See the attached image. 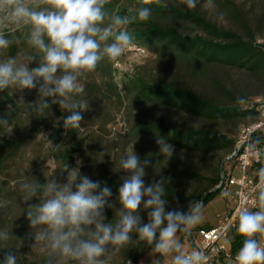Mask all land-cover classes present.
<instances>
[{
    "label": "rangeland",
    "instance_id": "rangeland-1",
    "mask_svg": "<svg viewBox=\"0 0 264 264\" xmlns=\"http://www.w3.org/2000/svg\"><path fill=\"white\" fill-rule=\"evenodd\" d=\"M205 3L206 0H200L196 8L189 9L181 0H153L149 5L152 10L150 18L133 22L129 25V31L134 34L143 30L148 23H155L189 37L205 38V33L194 23L176 17V13L197 14L220 30L264 46V0H213V8H205ZM139 6V0H109L106 9L119 15H135ZM15 35L20 37L21 32L15 30ZM138 43L144 54L130 48L116 61L102 60L94 72L81 77L83 92L75 98L86 101L89 107L83 112L82 129H78L79 137L84 141L81 151L74 156V167L63 165L60 159L67 141L66 135L62 133L53 137L51 131L52 128L61 127L63 117L70 113L58 104H51L43 113H33L29 104H39L43 100L39 97L38 88L21 91L12 87L0 92V116H6L9 128H12L8 133L0 127V231H9L12 235L7 242H0V259L8 251L18 256L17 264H47L50 259L44 245L32 248L35 238L25 210L39 201L33 198L25 202L21 190L24 182L36 180L44 184L55 179L64 184L68 182L70 171H79L73 191L75 183L85 175L93 181H100L102 187L107 185L112 190L110 200L114 206L105 208V222L115 223V213L120 208L118 189L128 175L121 168V161L128 152L134 151L141 161L146 158L151 160L142 178L145 186L162 181L165 191L172 190L187 197L188 202L184 204L165 198L166 212L173 209L186 211V206L195 201L208 185L206 181L187 179L176 170L188 168L205 179L213 180L220 176L222 169L233 166L227 159L234 146L208 154L185 152L174 147L172 157L167 160L156 143L157 138L164 136L154 130L152 124L165 120L182 128L211 131L218 137L236 142L240 129L251 123L253 117L209 121L174 109L153 106L141 99L138 79L148 84L188 89L221 107L247 110L254 100L264 98V72L251 73L184 57L162 42ZM12 45L15 50L11 48ZM12 45L0 55V60L14 56L20 62L28 63L27 56L33 54L34 50L23 39L21 43ZM37 64L38 56L36 61L29 64V68ZM238 98H243L245 103H238ZM233 176L239 178V173L234 171ZM235 191L234 186L227 191L221 190L205 205L204 220L193 230L190 240L198 227L216 225L223 213L232 208ZM149 211L151 209H143L142 203V223L148 222ZM178 236L181 238V234ZM188 240H182L186 249L189 247ZM132 246L129 244L103 259L106 264H133L131 258L127 259ZM153 259H160V264H171L170 257H153L151 253L141 257L136 264H152Z\"/></svg>",
    "mask_w": 264,
    "mask_h": 264
},
{
    "label": "clouds",
    "instance_id": "clouds-1",
    "mask_svg": "<svg viewBox=\"0 0 264 264\" xmlns=\"http://www.w3.org/2000/svg\"><path fill=\"white\" fill-rule=\"evenodd\" d=\"M152 2L139 0L135 15H119L106 9L109 0H0V55L21 39L34 50L27 56L28 63L14 56L0 60V92L12 87L21 91L38 88L43 100L29 104L33 113H43L51 104H58L70 113L63 117V128L82 129L83 112L89 104L75 98L83 92L81 77L94 72L102 60L116 61L134 46L129 25L147 21ZM181 2L194 9L200 0ZM204 7L213 8V0H206ZM9 28L13 31H6ZM15 30L21 32L20 37ZM37 56V66L29 68ZM237 102L245 103L243 98ZM0 127L11 132L6 116H0ZM156 143L163 157H172L174 146L166 138L159 137ZM258 144L259 138L250 141L247 151L256 153ZM151 163L148 158L141 161L134 151L123 157L121 168L128 175L118 189L120 208L115 223H106L104 214L106 207L114 206L112 190L85 175L73 191L79 171H70L64 184L55 179L44 184L35 179L22 183L25 202L33 198L39 201L25 210L35 238L32 248L46 247L50 258L47 264H106L104 257L129 244L147 245L153 257H170L171 264H209L210 256L203 248L188 250L178 236L182 234L183 240H188L203 222L204 202L192 201L187 211L166 212L163 182L145 186L142 179ZM257 175L258 182L252 189L256 210L243 205L236 209L235 233L242 237V246L235 264H264V166ZM142 203L143 209H151L147 223L141 221ZM11 236L9 231H0V242H7ZM17 257L8 251L0 264H17ZM152 264H160V259H153Z\"/></svg>",
    "mask_w": 264,
    "mask_h": 264
},
{
    "label": "trees",
    "instance_id": "trees-1",
    "mask_svg": "<svg viewBox=\"0 0 264 264\" xmlns=\"http://www.w3.org/2000/svg\"><path fill=\"white\" fill-rule=\"evenodd\" d=\"M176 17L194 23L205 33L206 37H189L173 28L148 23L143 30L134 32V43L139 45V41L162 42L184 57L246 70L251 73L264 72V46L256 45L251 40H243L235 33L220 30L216 26L207 23L197 14L176 13ZM11 48L15 50L13 45ZM217 86L222 90L219 85ZM138 90L141 99L148 104L174 109L199 119L219 121L245 117L254 118L255 116L253 110L221 107L213 100L205 99L193 91L171 85L148 84L138 79ZM152 127L157 132L162 133L171 145L185 152L208 154L214 150L235 145L234 141L218 137L211 131L190 127L182 128L165 120H159L157 123L152 124ZM51 131L53 137H57L62 133L65 134L68 130L63 128L62 123L61 127L52 128ZM65 135L67 141L64 150L60 154V159L63 165L74 167V156L81 151L84 139L79 137L78 129H72ZM176 172L187 179L208 183L207 189L196 197V200L203 201L205 205L221 191L219 188L215 192L209 193L218 186L219 175L216 179L210 180L195 174L188 168L176 170ZM165 196L166 199L172 202L180 204L188 202L183 193L172 190H166ZM188 206L189 204L186 206V211ZM208 228H211V225L198 227L197 229ZM180 239L183 240L182 234ZM241 246L242 237L236 235L235 230H233L231 235L232 253H237ZM150 253V247L147 245L137 246V249L136 246H132L128 251L127 259L131 258L133 264H136L141 257Z\"/></svg>",
    "mask_w": 264,
    "mask_h": 264
},
{
    "label": "built area",
    "instance_id": "built-area-1",
    "mask_svg": "<svg viewBox=\"0 0 264 264\" xmlns=\"http://www.w3.org/2000/svg\"><path fill=\"white\" fill-rule=\"evenodd\" d=\"M131 49L144 54V50L136 43ZM247 109L255 112L254 120L240 129L234 149L227 159L233 166L221 170L217 186L223 191L231 186L236 187L232 195L233 206L223 213L216 225L208 229H197L194 237L188 240V250L203 248L210 256L209 264H235L236 253L231 251V235L236 227V209L243 205L256 210L252 189L258 182L259 168L264 166V98L254 100ZM256 138H259L257 152L250 154L247 146ZM234 171L239 173V178L233 176Z\"/></svg>",
    "mask_w": 264,
    "mask_h": 264
},
{
    "label": "water",
    "instance_id": "water-1",
    "mask_svg": "<svg viewBox=\"0 0 264 264\" xmlns=\"http://www.w3.org/2000/svg\"><path fill=\"white\" fill-rule=\"evenodd\" d=\"M220 187H216L215 189H213L212 191H210L209 193H212V192H215L217 189H219ZM208 193V194H209ZM136 249H137V246H136Z\"/></svg>",
    "mask_w": 264,
    "mask_h": 264
},
{
    "label": "crops",
    "instance_id": "crops-1",
    "mask_svg": "<svg viewBox=\"0 0 264 264\" xmlns=\"http://www.w3.org/2000/svg\"><path fill=\"white\" fill-rule=\"evenodd\" d=\"M212 226V225H211Z\"/></svg>",
    "mask_w": 264,
    "mask_h": 264
}]
</instances>
